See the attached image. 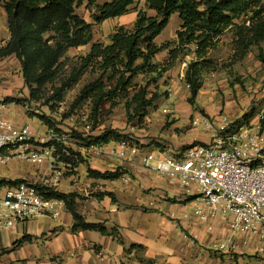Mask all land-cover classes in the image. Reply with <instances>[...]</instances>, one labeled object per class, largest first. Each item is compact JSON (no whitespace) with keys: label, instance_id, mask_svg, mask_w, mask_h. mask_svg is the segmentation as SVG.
<instances>
[{"label":"trees","instance_id":"16d2710c","mask_svg":"<svg viewBox=\"0 0 264 264\" xmlns=\"http://www.w3.org/2000/svg\"><path fill=\"white\" fill-rule=\"evenodd\" d=\"M83 1L3 0L10 40L0 49V61L15 57L20 62L25 88L29 91V98L24 102L40 103L54 111L64 102L67 92L88 75L90 79L72 104L71 113L89 102V121L98 127L105 106L117 98L123 103L130 120L140 118L143 121L152 109L158 108L157 102L166 95L161 88L168 85L167 74L180 59L192 55L193 59L187 62L184 82L190 92L188 103L195 107L203 88L204 75L217 69L212 56L220 49L222 37L229 30L234 32L235 52L232 58L241 61L256 47L259 49L257 58L264 66L261 48L264 43V0H105L101 5L89 0L91 7L96 5L97 12L93 15L96 24L129 15L132 9L144 3L143 9L137 7L135 11L133 26L117 27L109 36L108 43L94 42L93 24L77 14V8ZM175 15L181 21L176 40L158 45L156 40ZM243 17L250 18L238 24L237 21ZM83 47H89L86 54L69 55L71 50ZM164 51L168 52L167 60L163 64L155 62ZM140 78H143L141 82ZM15 101L12 98L3 100L5 104ZM254 115L252 111L232 122L230 131L248 125ZM39 117L50 130L59 131L47 117ZM74 137L79 151L63 145L60 151L64 148L70 156L61 153L57 158L59 163L71 169L89 162L87 152L92 147L123 140L134 144L129 136L114 130H104L98 136L75 134ZM53 143L50 141L42 147L52 146ZM193 146L171 154L176 156ZM88 174L95 180L117 181L125 172L118 168L114 172L102 173L89 166ZM23 183L26 182L1 181L0 186L17 187ZM38 188L45 198L64 202L75 221L74 232L94 231L121 239L117 228L109 230L104 224L86 222L77 209L78 200H82L78 194L60 193L54 188L39 185ZM105 196L117 202L113 194L103 193L98 197L103 199ZM25 241L30 240L24 239L20 243ZM137 248L144 249L141 246L132 247Z\"/></svg>","mask_w":264,"mask_h":264},{"label":"crops","instance_id":"0c3cea01","mask_svg":"<svg viewBox=\"0 0 264 264\" xmlns=\"http://www.w3.org/2000/svg\"><path fill=\"white\" fill-rule=\"evenodd\" d=\"M0 8L7 22L2 4ZM135 19L134 17L133 22ZM2 30L6 36L0 38V49L10 40L8 25ZM262 45L264 43L261 48ZM88 50L89 47L71 50L69 55L74 57L82 52L86 54ZM2 61L6 65L5 77L9 78L7 87L10 89L15 82L25 86L20 62L15 57ZM11 66L18 70L14 76ZM15 76L18 78L13 81ZM9 89L0 87V98H3L0 101L9 97L20 99L14 97ZM27 96L29 98V94ZM173 99L168 101L174 102ZM162 100L157 102L158 107ZM184 100V104L189 107L188 111H174L176 114L169 121L181 122L165 128L162 133L149 132L141 135L142 139L138 140L141 143V154L135 160L130 162L107 157L104 158L109 161L104 160L106 165L116 161L119 165L96 170L105 173L122 168L125 175L121 179L105 181L89 178V184L99 185L98 189L102 194L105 191L113 194L116 203L110 196L99 199L97 193L92 194L94 199L86 193L85 200H78V212L87 223L104 224L109 230L117 228L120 240L94 231L74 232L75 221L65 206L58 219L43 218L16 226L12 230L0 231V264H264V240L258 236L249 239L236 236L238 248L235 251L229 254L217 251L215 246L226 238L227 223L222 218L214 220L210 224V230L209 226L194 218V208L201 201L198 187L193 184L188 190L179 182L170 181L165 176L147 169L142 162V156L147 153H154L159 157V154L172 153L183 146L185 140L179 139L178 133L183 128V123L187 122L184 120L187 116L183 114L192 111L188 95L184 96ZM10 105L14 108H10ZM7 106L9 118L16 126L29 125L28 121L33 117L26 114L28 109L25 106L20 107L13 103ZM241 113L243 115L245 112ZM259 114L255 112L249 124L257 125ZM241 115L238 117L241 118ZM220 116L215 112L211 117L212 122L217 125ZM146 121L153 123L148 118ZM42 129L39 126L32 128L35 133L41 134ZM151 129L157 132L156 129ZM215 133V125L213 129L200 126L192 130L193 140L205 145L211 142ZM52 173L50 172L49 176L51 179L55 177ZM78 185L82 183L77 184L74 181L69 193H78L75 191ZM24 239L30 241L20 243ZM133 246H141L144 249H132Z\"/></svg>","mask_w":264,"mask_h":264},{"label":"built area","instance_id":"2783aa9c","mask_svg":"<svg viewBox=\"0 0 264 264\" xmlns=\"http://www.w3.org/2000/svg\"><path fill=\"white\" fill-rule=\"evenodd\" d=\"M164 113L171 111L165 109ZM263 124L264 111L259 114L257 125L241 126L234 132L230 131L232 121L227 115H221L217 125L209 119L195 117L193 126L197 128L216 126V133L208 145H195L176 156L161 154L158 157L154 153L142 156L147 169L179 182L188 190L193 184L198 187L201 201L193 211L198 222L210 229L212 221L219 218L226 221V238L215 246L219 252L235 251L238 248L236 236L248 239L258 236L264 240ZM67 137L53 130L46 137L37 136L29 125L16 126L9 118L7 104L0 101V166L19 158L54 170L59 154L70 156L66 149L60 151ZM34 141L41 146H34ZM46 141L54 143L42 147ZM87 153L132 162L140 156L141 148L123 140L115 149L108 144L92 147ZM54 173L52 181H43L39 186L56 189L61 174ZM64 207L61 200L45 198L36 184L0 187V231L43 218L58 219Z\"/></svg>","mask_w":264,"mask_h":264},{"label":"rangeland","instance_id":"374dc122","mask_svg":"<svg viewBox=\"0 0 264 264\" xmlns=\"http://www.w3.org/2000/svg\"><path fill=\"white\" fill-rule=\"evenodd\" d=\"M103 2H105V0H95V4L97 5H101ZM95 6L91 7L89 0H84L83 4L77 8V14L88 23L93 24L94 42L108 43L109 36L117 27L126 26L131 28L133 26V18H136L135 11L137 7L138 9H143L144 3H141L132 9V13H130L128 16L109 20L103 24H96L93 20V15L97 12ZM249 18L250 17H243L237 22L238 24H242L247 22ZM180 26L181 21L178 15L173 16L169 26L156 40V43L158 45H163L168 41L176 40V33L180 29ZM3 27L6 29L7 22L6 17L0 8V38L6 36L5 31L2 30ZM233 38L234 32L232 30L227 31L222 37L220 49L212 56V58L216 61L217 69L216 71L209 72L204 75L203 88L199 93L200 98L197 100V105L195 107H191L192 111L190 113L183 114V116H187V119H184L187 122L183 123L184 126L178 134L179 139L185 141L179 150H174L172 152L173 154L182 152V149L185 147L201 144L200 141L193 140L194 135L192 134V130L197 128L193 126L195 115H197V117L209 119L212 122L213 118L211 117H213L214 113L216 112L217 115L226 114L229 116L231 121L234 122L242 119V116L245 113L248 114V112L250 113L255 111L256 114H259L260 112L264 111V66L257 58L259 49L254 47L243 60L235 61L232 58L235 52ZM262 46L264 53V45ZM167 58L168 52L164 51L156 57L155 62L163 64ZM192 59V55L188 56L187 58L180 59L176 63L175 67L167 74L168 85L161 88L162 92L166 93V95H164L162 98V104L157 109H152L150 114L143 121H141L140 118L130 120L124 110L123 103H120L119 99L117 98L111 100L105 106L101 116L99 117L100 125L98 127H96V124L89 121V102L83 104L74 113H71L70 108L72 104L74 103L80 90L90 79L88 75L85 76L77 86L67 92L64 102L58 105L54 111L50 110V108L47 106L41 105L40 103L24 102V100L28 98L27 94H29V92L27 91V93H25L24 91L27 89L20 83H13V86L9 89L7 87V80L9 78L5 77L6 73L4 69L6 68V65L3 61L0 62V87L4 86L5 90L9 89L8 91L14 97H20V99L15 100H22L21 102H23L21 105H19L17 101H15L13 104L20 107H24V104L27 105L25 106L26 109H28L26 114L29 115V117H33L28 121V124L34 129H36L38 126L41 129L43 128L42 134L36 133L37 136L46 137L50 131L49 127L45 125L46 123L41 121L39 117L44 116L51 120V123L57 128V130H59H53L55 133L62 135L65 134L68 136L66 138L65 147L73 148L75 151H79L78 146L76 145L77 140L74 137L75 134H80L84 137L98 136L104 130H114L122 135L129 136L135 145L140 146L141 143L138 140L142 139L141 135H145L149 132L162 133L165 128H169L176 122H181V120H178L169 123L170 118L176 114V110L185 111L186 109L188 111L189 107L184 104V96L188 95L189 98L190 92L189 87L184 82V78L187 69V62ZM11 68L13 69L12 73L14 76L18 70L14 68V66H11ZM17 78L18 76H15L13 81H16ZM142 80L143 78H140L139 82ZM114 82L115 81H113V84H115ZM160 83L162 84L163 80ZM171 98H174L173 100L175 101H168ZM9 107L14 108L12 105ZM227 107L228 110L226 111ZM165 109L171 111V113H164ZM241 112L245 113L241 115ZM240 115L241 118L238 117ZM147 118L153 123L147 122ZM151 127L156 129L157 132L153 131ZM163 127L164 129H162ZM47 142L48 141H46V144ZM118 143L119 142H112L109 144V146L115 149ZM33 145L39 147L40 143L34 141ZM168 154H171V152ZM104 158H107L105 154H103L101 157L89 155V162L87 164L80 165L77 169H69L62 163L57 162L54 166V170L48 169L47 166H39L25 162L22 159L15 158L6 165L0 166V182L25 181L26 183L40 185L43 184L44 179L46 181L53 180V178L51 179V177H49L50 172H53V175L55 174L54 172H57L61 174L59 178V185H61V187L58 186L56 188L58 192L69 193L71 191L69 188H72L74 181H76L77 184L82 183V185L77 186L78 189L80 188V190H75L81 194L79 196L85 200L86 198L84 196L86 193H88L94 199L95 196H92V194L97 193L100 196L102 193L100 189H98L99 185L89 184V166L93 170H104L112 167L113 165L115 166V164L119 165L117 161L112 163L110 162L111 164L106 165L104 160H108ZM100 186H102V184ZM0 187L3 188L4 186ZM107 193L108 192L105 191L104 194ZM1 238L2 233H0V243H2Z\"/></svg>","mask_w":264,"mask_h":264}]
</instances>
